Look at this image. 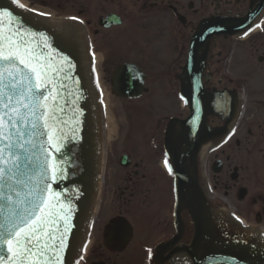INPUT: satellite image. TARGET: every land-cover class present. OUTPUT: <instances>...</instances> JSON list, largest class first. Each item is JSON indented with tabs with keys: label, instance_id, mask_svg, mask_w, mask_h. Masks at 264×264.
<instances>
[{
	"label": "flooded vegetation",
	"instance_id": "af4514ba",
	"mask_svg": "<svg viewBox=\"0 0 264 264\" xmlns=\"http://www.w3.org/2000/svg\"><path fill=\"white\" fill-rule=\"evenodd\" d=\"M29 1L18 0V4L80 25L78 36L70 27L61 33L80 42L70 43L68 49L73 57L82 56L87 61L92 93L99 90L97 75H101L109 92L126 105L120 123L112 129L111 144H107L103 115L97 114L92 155L101 163L94 181L93 213L88 217V229L81 231L76 242L74 264H194V257L207 254L206 239L193 249L194 222L186 206L178 204L166 132L171 119L183 120L189 114L180 98V84L190 41L199 24H219L222 19L237 20L254 13L246 34H212L206 48L203 45L200 49H205L200 74L203 88L235 94L237 109L236 117L227 124L207 116L208 128L223 131L199 147L195 163L197 184L216 237L264 243V0ZM234 51L238 52L235 56ZM123 64L135 65L144 75V90L136 98L112 92L111 76ZM235 71L242 79L227 77ZM248 77L253 78L250 102L245 88ZM95 104L103 106L96 97ZM248 104L249 124L244 127L241 120ZM169 130L172 141L179 131L178 123ZM230 139L233 145L228 144ZM205 147L206 154L216 152L224 158L216 155L210 163L211 172L212 163L221 162L220 171L212 174L214 188L220 186L224 196L234 189L238 203L247 200L249 187L253 189V212H249L253 224L235 210L238 220L234 221L226 206L211 207L210 189L201 184L198 174L199 155ZM233 148L245 157V164L229 169L225 164L233 157Z\"/></svg>",
	"mask_w": 264,
	"mask_h": 264
},
{
	"label": "water",
	"instance_id": "95a60500",
	"mask_svg": "<svg viewBox=\"0 0 264 264\" xmlns=\"http://www.w3.org/2000/svg\"><path fill=\"white\" fill-rule=\"evenodd\" d=\"M2 8L12 13L11 19L15 21L12 28H19L21 32L34 33L33 36L25 35L24 39L42 53L48 63L62 68L58 75H53V82L59 89V95L55 102L48 101L50 108L55 110V122L49 120V128L54 131L53 145L48 140L49 128L45 127V121L38 119L43 111L49 109H37L36 116L28 113V123L18 124L24 132L25 139H31L32 145H25L26 152L20 149L21 167L14 171L16 179L24 181L17 184L15 180L8 181L16 191H19L21 199L25 194L34 189L39 183L43 188L47 184L51 192L59 193V199L53 200L59 210L60 204L71 208L69 223L71 225L65 238V247L59 251V239H44L51 245L52 251L45 258L51 257V264H72L77 257L76 242L82 230L87 229V218L92 213L94 197V181L98 171V157L92 155L95 145V125L97 120V105L95 97L99 98V91L91 90L86 73L87 61L82 56L73 57L68 45L75 40L63 37L62 30L72 28L78 35L81 34L80 25L67 23L64 19L51 18L40 13L26 11L18 7L12 0H2ZM253 12L241 19H222L219 24L202 21L191 38L189 52L183 67V78L180 84V98L186 103L188 116L183 120L171 119L166 132L167 152L172 158L175 168L176 181L175 192L178 204L186 206L194 222L195 234L193 249L203 241L208 240L207 254L195 258L194 264H264V243H255L239 239H219L215 235L208 211L206 200L198 187L196 180V154L204 143L222 134V129H210L206 126L207 116H216L224 123H229L237 109V96L228 91L207 92L200 81L202 64L205 59V49L200 52L203 45L212 34L223 33L232 36L244 31L253 20ZM219 25V26H218ZM9 20L0 17V34H8ZM80 33V34H79ZM41 34L46 38L49 47H45L41 40ZM62 35V37H61ZM80 45V42H75ZM77 48V47H76ZM206 48V45H205ZM82 54V51L78 50ZM50 75H52L50 73ZM144 75L133 64H123L118 67L111 76L112 92L115 96L136 98L143 89ZM51 87V85L49 86ZM15 103V101H13ZM27 113V109H21ZM2 115V109H0ZM5 119H7L5 117ZM33 120L37 122V128L32 129ZM177 122L179 131L172 141L169 140L170 127ZM8 129L5 128V132ZM13 132L15 129L12 130ZM34 133V134H33ZM16 137L14 136L13 139ZM172 142V143H171ZM172 144V145H170ZM34 145V147H33ZM3 147V143H0ZM59 149L57 151L56 149ZM7 155V152H5ZM188 160V165L185 161ZM55 167V179L52 178ZM221 162L215 161L211 165V171L217 174L220 171ZM231 175V179H233ZM4 191H8L7 188ZM15 198V197H14ZM211 207L224 208L225 204L219 198L209 199ZM227 212L232 214L229 208ZM63 213L55 218V224L49 225L45 231L52 236L59 237L64 231ZM0 222L3 217L0 216ZM57 228L59 231H57ZM59 252L60 260L55 257ZM43 264V261H41Z\"/></svg>",
	"mask_w": 264,
	"mask_h": 264
},
{
	"label": "snow or ice",
	"instance_id": "6c2138e0",
	"mask_svg": "<svg viewBox=\"0 0 264 264\" xmlns=\"http://www.w3.org/2000/svg\"><path fill=\"white\" fill-rule=\"evenodd\" d=\"M12 3L18 4V0H12ZM18 6L23 7L21 4ZM0 17H7L10 26L8 34H0V109H2L0 143H3V147H0V216L3 217V222H0V264H41V261L43 264H51L52 258L45 257L52 251V247L44 237L58 238L59 251L63 250L65 238L71 227L69 223L71 208L60 204L57 210L53 200H58L60 194H53L47 184L40 188L37 183V186L30 189L25 198L21 199L20 192L8 181L24 183L16 179L17 173L14 171L21 167L20 152L16 150L26 152L28 149L25 145H32V140L24 138V132L20 130L18 124L26 125L28 113L36 116L37 109L51 110V115L49 111H43L38 117L45 121L46 128H49V120L55 122V110L50 108L48 101L51 99L55 102L59 95V89L53 82V75H58L62 68L55 67L50 62L51 58H48L47 64L42 62L45 60L42 53L37 52L36 48L24 39L25 35L33 36L34 33H22L19 28L11 27L15 21L11 19L12 13L2 8V0ZM41 40L45 47H49L43 34ZM21 109H27V113ZM37 126L36 120H33L32 129H36ZM5 128L8 129L7 132ZM53 137L54 131L49 128L50 146H54ZM56 150L59 151L58 148ZM165 163L167 164V161ZM55 171L53 167V179ZM5 188L8 191H4ZM61 212L63 215L60 219L63 220L64 231L60 232L59 237H55L45 229L55 224V218ZM55 260L59 262V252Z\"/></svg>",
	"mask_w": 264,
	"mask_h": 264
},
{
	"label": "rangeland",
	"instance_id": "374dc122",
	"mask_svg": "<svg viewBox=\"0 0 264 264\" xmlns=\"http://www.w3.org/2000/svg\"><path fill=\"white\" fill-rule=\"evenodd\" d=\"M26 1L30 3L29 0H25V2ZM237 53L238 52L234 51L233 55L235 56ZM95 65H96V69L98 70L99 63H97ZM238 74H239L238 71H235L233 74L227 75V77H231L233 80L234 79H242V78L238 77L239 76ZM97 79H98V86H99V90H98L99 91V98L103 104L101 111H103L104 114H106L110 118V131H111V133H113L112 129L115 128V124L117 122H118V124L120 123V118L123 117L122 116V110L126 107V105L123 104L120 100L114 98V96L109 92V90L106 86V83L102 81L103 77L101 75H97ZM245 88H246L247 99L250 102L253 100V78H250V77L246 78ZM142 101H144V99ZM249 117H250V105L248 104L246 106L244 116L241 120L242 126L246 127L247 124H249ZM111 133H110V137L113 136ZM112 142L113 141H111V143ZM108 143H110V138L107 141V144ZM228 144L233 145V140L230 139ZM233 149H235V148H233ZM216 155L219 158L224 159L219 154H216V152H213L211 154L208 153V154H206L205 157L201 156V153H200L199 160H198L199 161L198 162V167H199L198 174H199V179H200L201 184L204 186L206 185L207 188L210 189L211 198H219L220 200L222 198H224L225 200L228 201L230 206L235 210V213L237 215H239L241 218L248 217L249 218L248 222L253 224V220H252L253 215H249V212H253V207H251V201H250V197H251V193L253 192V189H251L249 187V195L247 197V200H245V202H243V203H238V202H236L235 195L233 194L234 189L232 192H229V194L227 196H224L222 188L220 186H218L216 188L213 187L212 173L210 172L209 166H210V163L214 160ZM244 160H245V157L238 150L235 149V151L233 152V157H231V160L228 163H226L225 165H226V167L229 166V169H231V167H233V166H241V165L245 164ZM239 212L242 214H240Z\"/></svg>",
	"mask_w": 264,
	"mask_h": 264
},
{
	"label": "bare ground",
	"instance_id": "6f19581e",
	"mask_svg": "<svg viewBox=\"0 0 264 264\" xmlns=\"http://www.w3.org/2000/svg\"><path fill=\"white\" fill-rule=\"evenodd\" d=\"M44 15V14H43ZM46 16H48V15H46ZM48 17H51V18H56V17H54V16H48ZM57 19H59V18H57ZM101 109H102V107H101ZM102 114H104V112L102 111ZM235 119V118H234ZM234 121V120H233ZM103 123L107 126V135H106V138L107 139H109L110 138V133H111V131H110V118L106 115V114H104L103 115ZM233 122H231V124H232ZM232 128V127H231ZM207 151H208V148L207 147H205L204 149H203V151H202V154H201V156H203V157H205L206 156V153H207ZM211 193L209 192V195H210ZM211 196V195H210ZM226 205H228L229 207V209H230V211L232 212V207H230V205H229V203H228V201L227 200H225V199H221ZM233 213V212H232Z\"/></svg>",
	"mask_w": 264,
	"mask_h": 264
}]
</instances>
